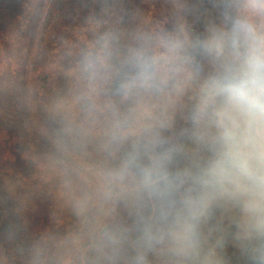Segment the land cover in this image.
<instances>
[{
	"label": "rangeland",
	"instance_id": "1",
	"mask_svg": "<svg viewBox=\"0 0 264 264\" xmlns=\"http://www.w3.org/2000/svg\"><path fill=\"white\" fill-rule=\"evenodd\" d=\"M165 3L0 0V264H253L264 251L243 198L202 188L211 58L174 48L186 31L209 35L197 25L203 8L222 5L212 25L260 26L264 5L249 14L246 0ZM134 56L159 71L125 88ZM161 162L162 191L151 194L140 170ZM192 207L203 212L195 246Z\"/></svg>",
	"mask_w": 264,
	"mask_h": 264
},
{
	"label": "clouds",
	"instance_id": "2",
	"mask_svg": "<svg viewBox=\"0 0 264 264\" xmlns=\"http://www.w3.org/2000/svg\"><path fill=\"white\" fill-rule=\"evenodd\" d=\"M264 0H246L249 14ZM227 13V9H225ZM211 58L212 71L203 77L200 110L211 111L215 134L210 138L211 156L201 169L199 180L206 193H231L243 198L245 211L254 222V238L264 237V24L249 18L233 19L230 26L214 25L203 39L185 41ZM159 71L152 58L134 56L125 68V88L146 86ZM163 162L141 169L142 181L151 194H157L164 179ZM208 203L202 208L207 210ZM191 209L192 222L186 238L197 244V222L202 215ZM253 264H264V251L253 255Z\"/></svg>",
	"mask_w": 264,
	"mask_h": 264
},
{
	"label": "trees",
	"instance_id": "3",
	"mask_svg": "<svg viewBox=\"0 0 264 264\" xmlns=\"http://www.w3.org/2000/svg\"><path fill=\"white\" fill-rule=\"evenodd\" d=\"M165 1L167 3H165L164 5L169 4V2H171V0H165ZM104 6H106V4ZM219 6H220V8H215L217 11L216 12H213V13H211V8H203V11H202L203 14L200 13V15L198 17L199 18V22H198L197 25H198L199 30L200 29H205V28L209 29L210 27L214 26V25H212L214 23L213 22H210V17L213 16V15H215V14H217L220 10H223L222 9V5L220 4ZM108 13L111 14V15H113V16H118V15H120L121 12H119V9H117V11L115 9H112V8L109 11L107 9H105L104 14H108ZM131 18H132V16H131ZM201 20L202 21L203 20H207L208 23H204L203 22L201 24L200 23ZM210 25H212V26H210ZM120 26L123 27V25H120ZM124 30H126V29H124ZM184 32H185V28H184ZM185 33L187 34V37L190 38V36L188 35L187 31ZM141 41L144 43V41H146V40H145V38H141Z\"/></svg>",
	"mask_w": 264,
	"mask_h": 264
}]
</instances>
